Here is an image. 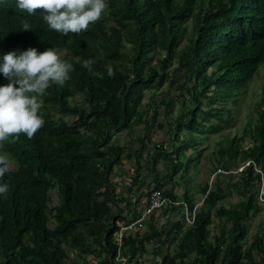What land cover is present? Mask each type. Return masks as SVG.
<instances>
[{
    "label": "trees",
    "instance_id": "16d2710c",
    "mask_svg": "<svg viewBox=\"0 0 264 264\" xmlns=\"http://www.w3.org/2000/svg\"><path fill=\"white\" fill-rule=\"evenodd\" d=\"M261 67L264 0H0V264H76L71 253L113 264L117 222L140 215L116 179L127 194L144 180V196L157 190L181 203L172 205L181 214L160 242L158 264H264L259 235L242 246L259 210L252 165L234 185L242 201L219 206L229 191L221 186L226 166L252 161L264 169V86L255 126L219 150L225 166L214 188L201 187V205L195 209L184 185L176 200L171 185L178 173L186 181L197 156L177 158L199 135L233 124V108ZM177 100L181 113L168 122ZM124 132L134 146L131 174L114 170L124 164ZM246 137L252 144L244 148ZM184 205L195 210L191 226ZM222 217L226 225L211 240ZM147 231L125 236L123 254L135 258L164 233L151 224Z\"/></svg>",
    "mask_w": 264,
    "mask_h": 264
},
{
    "label": "rangeland",
    "instance_id": "374dc122",
    "mask_svg": "<svg viewBox=\"0 0 264 264\" xmlns=\"http://www.w3.org/2000/svg\"><path fill=\"white\" fill-rule=\"evenodd\" d=\"M184 43L180 45V47H183ZM155 61V60H153ZM176 66V62L172 61V67ZM166 86V85H165ZM164 86V87H165ZM264 86V68L261 67L257 73V75L254 77V79L248 83L246 88L244 89L243 93L241 94V99L236 107L233 108V114L235 116V120L231 126H228L225 128L223 131L217 133L211 134L207 129L204 134L199 135L198 138L202 139L199 140V143L197 145H194L191 147L189 150L187 149L184 151L178 158L177 160L179 162H184L186 160L187 156H197L195 161L193 160V163H189L188 171L187 174L185 175V182H183L180 179V173L176 174L173 176V179L171 181V185H174V192L175 191H183V185L186 187L187 190H189V193L191 194V199H194L193 202L196 203V206L202 202L203 196L201 194V187L207 182L209 185L212 183V188H214V175H218V173L223 172V165L220 163V155H219V150L222 147L228 146L229 139L230 138H238L241 137L243 134V131L245 128H247L248 123L250 122V126L248 128L252 129L255 126V122L257 119V112H256V106L260 100V94L262 91V87ZM159 92V91H158ZM149 93L150 92H145V98L143 100V104H146L150 102L149 99ZM158 100V99H156ZM181 113L180 109V103L179 101H175L172 111L170 112V118H167L168 122H174L175 118L179 116ZM160 123L159 125L160 130L157 133V137L159 139L162 138V132L165 129V123H163V118H159ZM134 128H137L136 133L140 132L141 129L140 126L136 125L133 123ZM133 128V127H132ZM132 131L129 129L128 133H131ZM135 133V135H136ZM125 132L120 134L117 139L121 143H123V146L126 148H131L133 146L132 143L128 142L129 139H127ZM187 133L182 132L181 137L182 139L186 137ZM196 135L189 133L188 134V139L192 138L193 142L190 141V145L192 143L196 142L194 141V137ZM115 140V139H114ZM139 140V139H138ZM113 141V140H112ZM159 141V140H158ZM159 144L161 145L162 143L159 141ZM252 140L249 137H246L245 140L242 142V146L244 148L251 146ZM166 145L169 147V143L167 142ZM167 147V148H168ZM201 150L200 154L196 155V151ZM169 152V151H168ZM127 156H124V159L130 164H132V152L129 150V152L126 154ZM163 160L159 161L160 163ZM125 163V162H124ZM237 163V161H236ZM129 164V165H130ZM244 163H239L237 166H226V169L230 173V177L228 178L227 176H222V182L221 186H228V192L226 193V197L219 203V206H224L225 208L229 209L232 208L234 205L240 203L242 201V196H240L239 190L237 189L238 183H239V176H241V172L239 171L242 166H244ZM121 166V165H120ZM125 166V165H124ZM158 169H161V166H159ZM114 170L120 174L121 172L124 171V169L120 168L119 166L114 168ZM164 172H162L163 174ZM226 173V172H224ZM131 174V173H129ZM214 181V182H213ZM121 183V180H116L114 183ZM139 186H145L144 185V180L138 181ZM118 187H120V184H117ZM258 184L256 185V192H257ZM142 191V190H141ZM144 192V190H143ZM132 193L135 194V190H132ZM145 193V192H144ZM127 195V193H124ZM128 198V196H127ZM183 197L180 195L179 199L182 201ZM257 205H258V212L252 215V218L246 223L247 227V232L245 238L242 240V246L247 248V246L250 244L251 239L257 234L259 235L263 242H264V204H260V202L257 200ZM175 208V206H173ZM198 208V207H197ZM184 208H182L180 211H183ZM226 225V220L225 218H221L220 221L217 220V218H214V222L211 225V240L213 239V236L216 235L217 230H219L222 226ZM173 236V235H172ZM180 240V236L177 239V242L174 243L172 242L170 244V252L175 253V250L177 249V243ZM151 242H145L146 248L148 246L153 245L150 244ZM159 247V246H158ZM160 252H164V247L158 248ZM70 261L75 262L76 264H82L83 260L85 262L88 261L89 258H93L92 256H87V257H79V254L76 253H71L70 255ZM156 256V253L155 255ZM194 254H190L189 258H194ZM223 259V257H222ZM253 259L255 261L259 260V255L254 251L253 252ZM100 259H98L96 262L92 264H98ZM101 261V260H100ZM247 262V260H246ZM221 264V263H220Z\"/></svg>",
    "mask_w": 264,
    "mask_h": 264
},
{
    "label": "crops",
    "instance_id": "0c3cea01",
    "mask_svg": "<svg viewBox=\"0 0 264 264\" xmlns=\"http://www.w3.org/2000/svg\"><path fill=\"white\" fill-rule=\"evenodd\" d=\"M127 139H129V138H127ZM128 142H130V140H128ZM124 148L126 149V154L129 152V150H131L132 155H133L134 146H132L131 148H126V147H124ZM125 156H127V155H125ZM124 162L125 163L123 165L119 166V167L124 169L125 172H127V171H129L127 167L129 166L130 163L129 162L126 163L125 159H124ZM132 164H134V163L132 162ZM132 164H130L129 168L132 166ZM123 172H121V173H123ZM129 173H130V171H129ZM118 184H120V188H121V190H118V192H124L125 193L126 183L125 182L122 183V181H121V183L119 182ZM144 185H145V181H144ZM138 187H139V184L136 185L132 189V190H135V194L128 193L127 195H125V194L123 195V196H126V197L128 196L129 200L133 203V206L132 207L130 206L131 209L133 207H136V211H138L136 213L137 215H139L141 213V209L144 206V203H145V199L144 198H145V196L143 195L144 194L143 190H144V192L146 191L145 186H142V187L140 186L139 189H141L142 191L137 192V191H139ZM173 193L177 197L176 200H178L180 195H182V191H175L174 192V187H173ZM142 196L144 198H143V200H141V202H142L141 203L140 202V197H142ZM131 213L132 212H130V211L128 212V217L129 218H131ZM180 214H179V211H177L175 208H173L172 205H170V206H167V207L163 208L160 211L155 212L154 214H152L150 216L145 217L140 224H137L133 228V231L131 232L130 235H133V234H136L137 232H140V234H142V236H145V234L148 232L147 228H148L149 224L155 225L156 229L159 230V231H163L164 230V233L160 237V239L152 241L150 244H153V245L148 246V248H146V245H145V248H146L145 252L144 253L140 252V253H138L136 255L135 258L140 260V262H141L140 264H158V262L160 261L161 256H163V254H164V252H160L158 250V246H160V242L166 237V232L171 229V226L174 224V221H177L178 218H180ZM139 217H140V215H139ZM228 226H230V224H228ZM184 230H185V228L183 227V231ZM165 248L166 247H164V251H166ZM169 249H170V246H169ZM155 253H156V256H154ZM98 259H100V260L102 259L103 260V257H99ZM98 259L89 258L87 262H85V260H83L82 264H92V263L96 262ZM100 260H99L98 264H100Z\"/></svg>",
    "mask_w": 264,
    "mask_h": 264
},
{
    "label": "built area",
    "instance_id": "2783aa9c",
    "mask_svg": "<svg viewBox=\"0 0 264 264\" xmlns=\"http://www.w3.org/2000/svg\"><path fill=\"white\" fill-rule=\"evenodd\" d=\"M252 165L253 171L258 175V188H257V200L260 202V204H264V169L260 165H257L253 163L252 161H247L244 166L239 170H243L245 167ZM135 202V201H134ZM181 203H171L170 200L165 198L160 191L152 190L148 193V195H145V203L143 208L141 209L140 217L129 224H125L123 222H117L118 230L114 234V241L116 242V255L114 257V263L113 264H140V260L133 258L130 259V256L124 255V249L122 246L123 238L127 235H130L133 231V228L142 222V220L154 214L157 211L162 210L163 208L170 206V205H179ZM143 205V204H142ZM198 204L195 209L200 206ZM127 211H124V215H126ZM185 219V223L187 226H191L194 223V217H195V210L189 211L187 209V206L184 205V210L182 211Z\"/></svg>",
    "mask_w": 264,
    "mask_h": 264
},
{
    "label": "clouds",
    "instance_id": "9594fccd",
    "mask_svg": "<svg viewBox=\"0 0 264 264\" xmlns=\"http://www.w3.org/2000/svg\"><path fill=\"white\" fill-rule=\"evenodd\" d=\"M245 163H246V162H245ZM245 163H244V164H245ZM240 172H241V171H240Z\"/></svg>",
    "mask_w": 264,
    "mask_h": 264
}]
</instances>
